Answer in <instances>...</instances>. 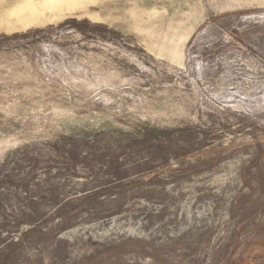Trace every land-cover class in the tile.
Instances as JSON below:
<instances>
[{
  "label": "rangeland",
  "instance_id": "obj_1",
  "mask_svg": "<svg viewBox=\"0 0 264 264\" xmlns=\"http://www.w3.org/2000/svg\"><path fill=\"white\" fill-rule=\"evenodd\" d=\"M39 2L0 0V264H264V0Z\"/></svg>",
  "mask_w": 264,
  "mask_h": 264
},
{
  "label": "bare ground",
  "instance_id": "obj_2",
  "mask_svg": "<svg viewBox=\"0 0 264 264\" xmlns=\"http://www.w3.org/2000/svg\"><path fill=\"white\" fill-rule=\"evenodd\" d=\"M37 3H38V1H37ZM39 3H41L45 7L47 6V8H48L47 11H49V9L54 10V12L52 14V17H59L65 11H71V10L75 9V0H40ZM28 7L32 11V13L34 14L33 16H35V15L37 16L40 13V10L37 7H35L34 4H32L30 2L28 3ZM18 13L19 12L17 11V14L16 15H18ZM13 14H14V12H13ZM13 14H11V15H13ZM33 16L32 17H29V18H22V19H20L19 22L21 24H26V25L29 24V23H32L35 20ZM178 41H180V40L178 39ZM174 46L175 45H173V47ZM170 54H171L172 59L175 60V61H180L183 58V55H182L181 51H179L178 49L172 50L170 52Z\"/></svg>",
  "mask_w": 264,
  "mask_h": 264
}]
</instances>
